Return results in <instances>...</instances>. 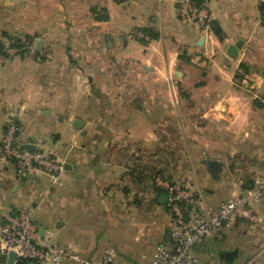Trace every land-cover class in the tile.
I'll list each match as a JSON object with an SVG mask.
<instances>
[{
  "label": "crops",
  "instance_id": "crops-1",
  "mask_svg": "<svg viewBox=\"0 0 264 264\" xmlns=\"http://www.w3.org/2000/svg\"><path fill=\"white\" fill-rule=\"evenodd\" d=\"M176 6L0 0V42H29L24 52L0 57V139L15 120L20 145L33 143L63 163L55 181L40 172L17 176L7 163L0 213L29 209L41 233L87 261L112 248L118 260L150 264L169 230L156 236L153 220L125 218L117 207L165 205L153 180L171 136L179 143L176 168L204 206L264 179V0H208L210 36L181 20ZM210 159L219 162L217 171ZM252 207L262 221L237 220L221 238L205 239L196 247L203 264H264V191ZM123 222L136 226L129 237ZM119 229L120 246L150 241L148 252L119 258L106 247ZM32 262L42 263L25 264Z\"/></svg>",
  "mask_w": 264,
  "mask_h": 264
},
{
  "label": "built area",
  "instance_id": "built-area-1",
  "mask_svg": "<svg viewBox=\"0 0 264 264\" xmlns=\"http://www.w3.org/2000/svg\"><path fill=\"white\" fill-rule=\"evenodd\" d=\"M177 12L181 20L197 23L205 35H210L213 13L208 0H177ZM29 48V42L13 40L0 42V57L12 56ZM20 125L11 120L5 126L0 139V172L7 163L13 162L17 176L37 172L57 180L63 163L52 152L35 146L22 147L16 137ZM157 184L166 193L165 206L170 212L171 225L167 241L156 244L150 264H203L196 254V247L205 239H219L223 228L237 220L251 224L262 221V216L252 207L264 191V179H255L254 186L222 199L217 206L200 204L196 189L188 178L169 181L157 178ZM15 251L18 257L46 264H58L65 259L85 264H131L118 260L112 248H106L94 261H87L64 244L58 243L51 234L41 233L32 219L29 209L0 213V252Z\"/></svg>",
  "mask_w": 264,
  "mask_h": 264
},
{
  "label": "rangeland",
  "instance_id": "rangeland-1",
  "mask_svg": "<svg viewBox=\"0 0 264 264\" xmlns=\"http://www.w3.org/2000/svg\"><path fill=\"white\" fill-rule=\"evenodd\" d=\"M260 16H261V18H264V14H260ZM208 36H210V35H208ZM12 39H13V37L10 38L8 41H12ZM204 63H205V65H210L211 61H207ZM174 114H176V113H174ZM176 118H177V115H176ZM173 128H174V132H176L175 130H178V127H176V126H174ZM174 135L177 136V132ZM172 137L173 136H171V138H170V148H169L170 152L166 153L164 156H163V154H161L162 153L161 152L158 156V158L160 160L159 162L160 163L163 162V166L166 164L169 167L165 168V166H164V168H161L163 166L161 164L158 165L159 168H158V171H156L154 173V180H153L156 190L161 189L156 182L157 178H164V179H167L169 181H177L181 178H184L185 177L184 175H186L184 169L183 170L182 169L177 170V168H176V164H179V162L181 161L180 160L181 157L178 155V152H177V150L179 148V143H178L177 137L176 138H172ZM161 157H164V158H161ZM182 163L183 162H181V164ZM188 168L189 167L187 166V169ZM117 208H118L117 213L122 214L123 217H125V218L128 216V217H133V218L136 217L137 219L139 218V220L144 219V218H148L149 220H153L155 223L153 231H154V234L156 236H157L158 231L163 230V229L165 231H167L170 228L171 220L169 218V215H170L169 210L167 209V207L165 205L164 206L160 205L155 201L153 203L146 204V205H132V206L123 205V206H120ZM119 224L120 223H118L117 225H119ZM122 224H123V226L128 224L127 226H124V228H123V231L125 230L124 233L127 237H129V232H131V231L134 232L136 230V226L132 223L126 224L123 222ZM120 230L121 229L117 230L116 234L114 235L115 237L113 239H111L112 244L108 243L106 245V247L112 246V247H114L115 250L117 249L116 253H117L118 257L120 256L119 258H124L125 260H128V258H131V257L135 258L138 255V251L140 249L144 250L145 252H148V249H150V247H148V244H150V241H149V243H148V241H146V242L144 241L142 244V243H138V240H135L137 243L135 242L132 245H130V247L128 246L129 248H123V246H120L119 242H115L116 238H117V241L123 240V239L121 240V236L119 235ZM127 232H128V234H127ZM108 242H110V241H108ZM115 243H117L119 245V249L117 248L118 246L115 245ZM152 244H155V242H153ZM124 249H129V250H124ZM218 251L219 250H217V253H214V256L216 255L219 257ZM66 261L67 260L65 259L58 264H70V263H67ZM33 262H32V264H34ZM70 262H73V261H70ZM40 264H46V263H40Z\"/></svg>",
  "mask_w": 264,
  "mask_h": 264
},
{
  "label": "water",
  "instance_id": "water-1",
  "mask_svg": "<svg viewBox=\"0 0 264 264\" xmlns=\"http://www.w3.org/2000/svg\"><path fill=\"white\" fill-rule=\"evenodd\" d=\"M242 42H243L242 39H238L235 43L229 45L228 53L230 55H233L236 52L239 45L242 44ZM21 146L27 149H32L35 147V144L23 143ZM208 165L211 171H217L219 167V162L217 160L210 159L208 160ZM166 196H167L166 193L162 192L159 196V201L162 203L165 202ZM25 262L26 259H24L23 257H18L15 251L13 250H9L7 252H0V263L2 264H25Z\"/></svg>",
  "mask_w": 264,
  "mask_h": 264
},
{
  "label": "trees",
  "instance_id": "trees-1",
  "mask_svg": "<svg viewBox=\"0 0 264 264\" xmlns=\"http://www.w3.org/2000/svg\"><path fill=\"white\" fill-rule=\"evenodd\" d=\"M211 23H212V22H211ZM212 27H213V25H212ZM213 28H214V30H216L217 33H219V30L215 29V27H213Z\"/></svg>",
  "mask_w": 264,
  "mask_h": 264
}]
</instances>
